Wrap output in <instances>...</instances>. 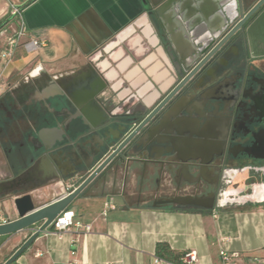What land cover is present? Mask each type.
<instances>
[{"label":"flooded vegetation","instance_id":"af4514ba","mask_svg":"<svg viewBox=\"0 0 264 264\" xmlns=\"http://www.w3.org/2000/svg\"><path fill=\"white\" fill-rule=\"evenodd\" d=\"M146 25L137 46L121 44L116 63L102 49L94 54L109 60L106 69L87 63L24 78L0 96V158L8 168L0 180H55L56 190L66 184L70 192L91 180L80 198L112 201L115 209H172L166 203L183 197H212L223 209L259 197L264 69L250 61L244 36L196 70L213 37L197 55L191 44L179 48L159 18ZM188 56L198 63L187 68ZM30 84L34 92L26 93ZM44 151L54 163L40 172ZM14 187L0 189L8 196ZM31 187L21 185V194Z\"/></svg>","mask_w":264,"mask_h":264},{"label":"crops","instance_id":"0c3cea01","mask_svg":"<svg viewBox=\"0 0 264 264\" xmlns=\"http://www.w3.org/2000/svg\"><path fill=\"white\" fill-rule=\"evenodd\" d=\"M167 0H0V23L17 28L22 21L26 39L42 42L38 51L26 53L21 47L12 60L0 64V96L17 90L24 78L32 79L40 74L51 77L91 64L106 69L109 60L101 58L100 49L116 56L121 43L110 50L105 48L132 22L153 12ZM253 5L258 0H248ZM237 4V0H179L178 6L190 10L187 21L201 28L220 20V10ZM206 14H201V8ZM12 9L18 14L10 16ZM159 19L170 25V33L176 36L178 46H188L184 23L178 11L165 8ZM138 33V32H137ZM137 33L130 40H139ZM147 35V27L143 29ZM246 52L251 62L264 69V7L246 28ZM3 39H0V51ZM105 48V49H104ZM94 55V56H92ZM46 88L45 92H50ZM34 92L33 84L25 89ZM49 98V97H48ZM32 102H27L31 105ZM8 115L12 112L6 105ZM13 135L12 133L7 136ZM47 137L52 135L47 132ZM13 147L10 144V148ZM51 152L40 158L39 171L52 167ZM264 161V157L261 158ZM256 183L262 188L259 197L246 205L229 206L203 212H182L175 209L152 207H121L102 215L105 200L83 196L69 208L74 211V222L91 227L90 233L71 230L59 235L51 230L39 235L15 264H169L155 257L158 244H166L177 254L194 252L197 264H221L219 251L234 257L235 264H264V162ZM8 168L0 158V178ZM55 180H0L10 186L11 194L3 195L0 189V214L8 222L16 219L12 202L21 196V185L32 195L41 196L45 206L69 193L68 185L60 186L50 194L49 187ZM40 182L38 185H35ZM20 186V187H19ZM22 189V188H21ZM59 191V192H58ZM66 192V193H65ZM11 196L10 201L6 198ZM51 197V198H48ZM47 199V200H46ZM30 233L22 231L0 237V264H3L25 242Z\"/></svg>","mask_w":264,"mask_h":264},{"label":"water","instance_id":"95a60500","mask_svg":"<svg viewBox=\"0 0 264 264\" xmlns=\"http://www.w3.org/2000/svg\"><path fill=\"white\" fill-rule=\"evenodd\" d=\"M179 0H167L162 6L155 9L153 12L145 14L138 20L132 22L130 26L124 30L120 35L114 38V40L108 44L105 48L116 44V42L127 43L128 46H137L136 42L130 40L131 34L139 33L143 36V29L147 27V18H159L160 12L165 8H170L173 11L174 7L178 11L184 23L185 32L187 33L186 40L197 49V55L205 53L211 44L207 43L209 37L214 39V48L211 53L206 56L196 68H200L213 54H220L231 41L236 40L240 36H244L247 26L256 16V14L264 7V0H258L253 5L246 6L243 0H237V4H233L228 7H223L220 10V20L208 23L207 26L199 28L193 27L191 23L187 21L190 15V10L187 8L185 12L178 6ZM190 2V0H188ZM201 14H206V8H201ZM205 17V16H204ZM6 25V24H5ZM4 25V26H5ZM3 26V27H4ZM2 27V28H3ZM203 34L204 37L199 39V35ZM246 42V38H245ZM104 48V49H105ZM186 65L189 68L192 65L198 63V58L192 59L190 56L187 57ZM146 58L141 63L147 62ZM194 70L192 73H194ZM192 75V74H191ZM190 75V76H191ZM46 154L44 151L42 155ZM91 180H86L82 185L75 188L71 192L60 196L57 200L51 202L48 205L40 206L42 203V197L39 195H32L30 190L21 196L15 198L12 202V206L15 212L16 219L6 224L0 225V237L10 236L22 231L30 233L29 237L25 242L9 257L3 264H14L23 255V253L32 245V243L38 238L39 235L43 234L47 230H52V222L56 217L63 211L68 210L76 200L81 199L80 195L89 184ZM55 190V187H54ZM10 198V199H9ZM11 196L6 198V201H10ZM214 199L212 197H183L169 200L166 205H173L177 208H195L202 211H212L215 209ZM166 207V206H165ZM153 208L159 209L154 206Z\"/></svg>","mask_w":264,"mask_h":264},{"label":"built area","instance_id":"2783aa9c","mask_svg":"<svg viewBox=\"0 0 264 264\" xmlns=\"http://www.w3.org/2000/svg\"><path fill=\"white\" fill-rule=\"evenodd\" d=\"M18 14L17 10L12 9L10 16L16 17ZM26 32L22 21L18 20L17 28L13 29L9 24H6L0 30V39H3V48L0 51V64L3 66L8 64L17 48H22L26 53L30 54L38 51L43 47V43L33 39H26ZM110 210H115V206L112 201H107L103 205L102 215L105 216ZM75 213L74 211L68 209L60 213L56 219L52 222L53 234L59 235L71 230H82L85 233L91 232V227L87 225H81L74 222ZM8 223V220L1 216L0 214V225ZM219 258L221 264H235L234 257L225 252V250L219 251ZM183 264H197V256L194 252L186 253L182 258Z\"/></svg>","mask_w":264,"mask_h":264},{"label":"trees","instance_id":"16d2710c","mask_svg":"<svg viewBox=\"0 0 264 264\" xmlns=\"http://www.w3.org/2000/svg\"><path fill=\"white\" fill-rule=\"evenodd\" d=\"M4 23L5 21L0 23V30L5 25ZM172 209L182 212H203L202 210L195 208H172ZM183 256H184L183 254L174 253L166 244H158L155 248V257L158 260L167 262L169 264H183L182 262Z\"/></svg>","mask_w":264,"mask_h":264},{"label":"rangeland","instance_id":"374dc122","mask_svg":"<svg viewBox=\"0 0 264 264\" xmlns=\"http://www.w3.org/2000/svg\"><path fill=\"white\" fill-rule=\"evenodd\" d=\"M65 187V191L67 192V189H66V186H64ZM49 192H50V194H53L54 193V186L53 185H51L50 187H49ZM59 192V191H58ZM65 192V193H66ZM48 198H51V197H48ZM10 199V198H9ZM47 200V199H46ZM0 210H2L1 208H0Z\"/></svg>","mask_w":264,"mask_h":264},{"label":"bare ground","instance_id":"6f19581e","mask_svg":"<svg viewBox=\"0 0 264 264\" xmlns=\"http://www.w3.org/2000/svg\"><path fill=\"white\" fill-rule=\"evenodd\" d=\"M111 49V45L107 47V51ZM55 190H56V187H55Z\"/></svg>","mask_w":264,"mask_h":264}]
</instances>
